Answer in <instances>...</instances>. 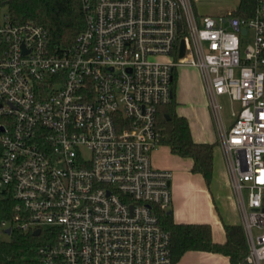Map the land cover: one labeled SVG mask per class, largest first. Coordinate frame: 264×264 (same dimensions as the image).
I'll return each instance as SVG.
<instances>
[{
	"label": "built area",
	"instance_id": "built-area-1",
	"mask_svg": "<svg viewBox=\"0 0 264 264\" xmlns=\"http://www.w3.org/2000/svg\"><path fill=\"white\" fill-rule=\"evenodd\" d=\"M81 1L84 29L59 50L44 27L0 7V198L11 206L0 240L44 232L40 264H171L158 213L172 202V172L154 167L150 151L176 67L193 66L239 207L245 262L264 264V7L245 18L198 14L193 0ZM221 96L239 106L229 124Z\"/></svg>",
	"mask_w": 264,
	"mask_h": 264
},
{
	"label": "trees",
	"instance_id": "trees-1",
	"mask_svg": "<svg viewBox=\"0 0 264 264\" xmlns=\"http://www.w3.org/2000/svg\"><path fill=\"white\" fill-rule=\"evenodd\" d=\"M236 8L229 11L232 15L251 17L257 9L264 7V0H237ZM12 20L17 22L33 21L47 30L54 50L72 45L85 26V10L81 0H0ZM176 73L172 79V98L156 111L155 129L157 143L166 145L170 152L191 160L190 171L203 176L210 182L213 169V142H198L192 137L189 122L176 111L177 101L174 94ZM5 209V210H2ZM10 203L0 198V220L9 217ZM163 228L170 233L171 264L177 262L187 251L219 253L228 257L231 264H247L245 255L247 244L240 224H224L225 240L216 242L208 223L175 222L171 210L158 213ZM56 240L55 236L50 238ZM48 242L41 232L13 230L0 240V264H40L36 248Z\"/></svg>",
	"mask_w": 264,
	"mask_h": 264
},
{
	"label": "crops",
	"instance_id": "crops-1",
	"mask_svg": "<svg viewBox=\"0 0 264 264\" xmlns=\"http://www.w3.org/2000/svg\"><path fill=\"white\" fill-rule=\"evenodd\" d=\"M194 2V0H193ZM235 7L231 8L228 11L236 8L237 0H235ZM195 10L198 14H209V15H217L220 13H200L197 9V6L194 2ZM227 11V12H228ZM175 94V88H174ZM177 101V100H176ZM179 102L177 101V106ZM176 106V107H177ZM177 111V109H176ZM180 114V113H178ZM182 115V114H181ZM185 116V115H184ZM198 142H213L215 143L213 148V169H212V177L209 183H206L203 176L199 173H192L190 171L191 160L189 161L188 167L186 168V172H172V178L170 181V186L173 184V200H172V208L170 209L172 212V216L175 222L182 223H208L212 229V238L216 242H223L225 240V231L224 224H241V215L239 211V207L236 201L235 194L232 190L230 184V177L226 168L224 152L221 145L218 143L217 135L212 136L207 139H195ZM218 145V147H217ZM221 151L223 156V162L225 165L224 174L225 180L224 182H215L216 177H222L221 170L218 169L216 163H218L217 155H219L218 151ZM189 159V158H188ZM159 168L167 169L168 165L166 163H157ZM156 166V167H158ZM184 173V174H183ZM190 173V175H189ZM195 180L196 188L194 189L195 195L192 198L190 194V188L187 185L188 181ZM202 181H204L207 185L208 190L205 191L202 186ZM210 195V196H209ZM192 203H194L192 205ZM235 203V204H234ZM192 205V207H191ZM239 219V221L237 220ZM174 264H231L228 260V257L219 253H211V252H203V251H187L185 252L181 258L175 262Z\"/></svg>",
	"mask_w": 264,
	"mask_h": 264
},
{
	"label": "rangeland",
	"instance_id": "rangeland-1",
	"mask_svg": "<svg viewBox=\"0 0 264 264\" xmlns=\"http://www.w3.org/2000/svg\"><path fill=\"white\" fill-rule=\"evenodd\" d=\"M194 2L200 13L212 14L220 12L225 13L231 8L235 7L236 3L235 0H194ZM4 10L5 7H2L1 11L3 12ZM247 38H251V33ZM175 73V99L179 102L176 109L178 113L185 115V117L187 118L192 137L198 140H203L217 135L214 118L208 107V99L205 91V86L199 69L193 66H179L176 67ZM220 102L223 107L222 115L225 123L229 124L231 123L230 111L232 108L237 109L239 107L238 103L231 102L225 96L220 97ZM216 151H218V148H216ZM218 153V163L216 164L218 166V169L223 171L222 177L224 178L221 179L220 176H217L215 180V182L217 181V183L219 181L224 182V180L226 179V174H224L225 161L223 162L221 151H218ZM150 158L154 167L158 166L157 163H166L169 170H171L173 173L186 172V168L188 167L190 161V159L188 158L172 154L166 145L161 144H157L155 148L150 151ZM156 168H159V166ZM202 182L204 190L207 191V185L209 184H206L204 181ZM187 185L190 188L189 192L191 194V197L193 198L195 195L194 189L196 188L195 180L188 181ZM170 191L172 195L173 184L170 186ZM193 204L194 203H192V205ZM171 208L172 202L168 210H170ZM237 220L239 221L238 218Z\"/></svg>",
	"mask_w": 264,
	"mask_h": 264
},
{
	"label": "water",
	"instance_id": "water-1",
	"mask_svg": "<svg viewBox=\"0 0 264 264\" xmlns=\"http://www.w3.org/2000/svg\"><path fill=\"white\" fill-rule=\"evenodd\" d=\"M177 30L178 32L181 30V22H180V18H178L177 21ZM243 32H245V30L243 29ZM184 50H185V43H184V39H180V45H179V57H182L184 55ZM169 186H170V182H169ZM6 232H9V229H6ZM40 233L39 229H36L33 231L34 235H38Z\"/></svg>",
	"mask_w": 264,
	"mask_h": 264
}]
</instances>
